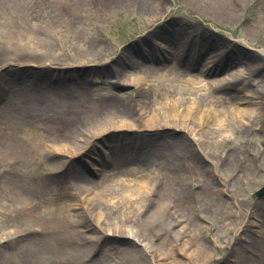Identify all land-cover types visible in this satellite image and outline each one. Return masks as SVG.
I'll return each instance as SVG.
<instances>
[{
	"label": "bare ground",
	"instance_id": "obj_1",
	"mask_svg": "<svg viewBox=\"0 0 264 264\" xmlns=\"http://www.w3.org/2000/svg\"><path fill=\"white\" fill-rule=\"evenodd\" d=\"M81 1L59 0L56 5V0H0V99L6 95L0 101V169L19 172L24 170L20 167L23 160L47 158L45 164L39 162L37 166H43L46 174H36L33 180L22 182L0 175V185L6 184L4 188L11 201L17 204L32 200L26 207L37 223L36 228L21 231V237L16 240L19 246L15 261L17 264H76L79 260L86 264H165L166 261L192 264L199 253L201 261H207L210 251L203 244L189 253L181 243L186 234L189 237L186 244L200 241L194 230L202 228L214 207L213 183L208 177L212 169L206 163L210 156L193 147L196 140L188 135H196L201 130L197 123L213 117L209 102L215 87L206 80L205 69L191 74L185 82L189 85L186 93L207 90L203 103L207 108L200 109L191 94L173 98L171 104H166L164 108L173 106V109L165 117L161 116L160 108L147 110L140 100L134 99L133 92L105 88L106 96L95 98L96 90L87 84L88 77L98 71L95 65H109L108 62L115 65L114 59L103 58L98 36L88 39L76 55L80 70L73 63H67L63 70L53 69V65L60 66L63 62L59 48L64 34L79 28L74 24L78 16L87 17L90 13ZM71 6H80V10L72 11ZM199 46L202 53L211 56L207 65L215 69L220 62L235 66L230 72L238 74L240 79L216 77L213 81L223 84L225 100L238 101L233 106L237 115H246L244 118L250 120L256 110L254 98L246 93L239 98V93L233 96L227 92L231 81L241 86L252 77L240 68L241 56L226 57L222 45H213V51L208 43ZM231 50L229 45L226 51ZM255 54L246 51L242 58L249 61ZM37 66L41 68L32 69ZM136 67L139 66L132 64V68ZM172 68L171 62L156 68L145 67L137 77L116 69L108 74L110 79L112 74L117 79L110 80L114 86L136 85L139 94L154 93L167 100L175 89L176 72ZM42 77L49 78V82H42ZM142 81L149 82L148 87L140 85ZM125 95V103L114 102ZM179 107H184L183 115L193 120L178 121L182 116ZM199 110L201 115L197 116ZM100 112L111 113L113 117L90 124ZM224 123L225 118H217L216 128L210 129L221 131L227 125ZM159 126L180 127L187 135L152 132ZM51 128L67 129L71 135L51 138L45 134ZM116 136L118 141L108 147L111 150L94 152L96 143ZM74 165L105 180L98 184L87 177L80 184L61 186V196H70L71 203L63 201L43 210L53 193L50 178H57V172ZM32 167L33 163L26 170L38 171ZM182 223L185 225L178 228ZM188 229L193 231L188 233ZM178 256L191 263H184ZM11 257L12 252L3 246L0 264Z\"/></svg>",
	"mask_w": 264,
	"mask_h": 264
},
{
	"label": "rangeland",
	"instance_id": "obj_2",
	"mask_svg": "<svg viewBox=\"0 0 264 264\" xmlns=\"http://www.w3.org/2000/svg\"><path fill=\"white\" fill-rule=\"evenodd\" d=\"M81 2L90 13L87 17L78 16L74 24L79 25V28L64 34L62 46L59 48L63 62L60 66L53 65V69L63 70L67 63H73L72 65L80 70L82 67H77L76 55L85 47L88 39L98 36L103 48V58L114 59L115 65L110 62L109 65L100 66L95 65L96 62L90 64L98 69L92 77H88L90 82L87 83L89 88L96 90L95 98L106 96L105 88H116L122 93L133 92L134 99L140 100L147 110L152 107L160 108L161 116L165 117L173 106L164 107L166 104H171L173 98L189 97L193 94L192 97L200 104V109L201 107L206 109L207 106L203 103L207 90H196L187 94L189 85L185 83L191 74H196L201 69L206 70V80L215 87V90L211 91L212 101L209 102L213 117L202 120L201 124L197 123V128L201 130L196 135L188 136L196 140L192 142L193 147L210 156L206 163L212 169L208 177L213 183L214 194L211 195V200L214 207L208 214L207 220L202 223V228L194 230L199 235L200 241H194L192 245L186 244L189 238L186 234L181 245L187 247L189 253L197 249L200 244L210 251L207 261H201L199 253L192 264H264V194L258 195V192L264 188V93H261V86L264 85V0H82ZM58 3L59 0H56V5ZM147 4L151 7L149 5L147 7ZM79 8L80 6H71L72 11H79ZM202 42L208 43L212 51L215 50L213 49L215 46L222 45L226 57L231 54L232 57L241 56L240 68L244 72L251 73L252 77L241 86L231 81V84L227 85V92L233 96L239 93V98L245 96V93L248 97L254 98L256 110L250 120L244 118L246 115H237L233 106L238 101L235 100L234 103L225 100L224 91H221L223 84L217 85L213 81L216 77L240 79L238 74L230 72L235 66L220 62L219 68L215 69L213 65H207V59L211 56L201 52L199 45ZM229 45L232 50L227 53L226 48ZM219 50H216L217 54ZM246 51H254L256 54L252 55L249 61L243 60ZM155 58L161 59L157 62L154 61ZM216 59H220L219 55ZM171 62L172 69L176 72L173 82L175 89L167 100H164L162 95V97L155 96L154 93L139 94L136 85L123 87L110 83V80H117L113 74L112 78H109L111 75L108 73L111 71L120 70L137 77L145 67L156 68ZM132 64L139 67L132 68ZM40 68V66L32 67L36 70ZM48 79L42 77V82ZM147 84L149 82L142 81L140 85L148 87ZM239 87H242L241 91L238 90ZM5 96L0 99L1 102ZM125 97L127 95L123 99H115L114 102L125 103ZM183 109L184 107L178 108L182 115L178 121L181 119L192 121L193 119L183 115ZM201 111L199 110L196 115L200 116ZM112 117L111 113L100 112L99 116L91 119L89 123L94 125ZM220 117L225 118L224 124L227 125L221 131H212L210 128H216L217 118ZM243 118L247 121L242 120ZM167 127L159 126L152 132L163 134L164 131H169L175 135H187L180 127ZM45 134L50 135L51 138L71 135L67 129L61 128L46 129ZM117 138L116 136L99 144L96 143L94 152L100 153L106 148L111 150L108 147L114 145L118 141ZM46 161V157L38 161L25 159L20 166L24 170L6 172L0 169V175L22 182L33 180L36 174H46L43 172L46 171L43 166L37 167L39 162L45 164ZM32 163V168L37 167V172L26 170ZM172 167L173 164H170V168ZM55 175L57 178L52 177L49 181L53 191L51 200L46 201L44 207L42 206L43 210L50 209L53 204L60 205L63 201L71 203L70 196H61V186L71 187L72 184H80L81 180L87 177L98 184L101 180H105V178L101 179L99 174L89 175L83 167L76 165ZM199 178L204 179L203 175H199ZM4 187H6L5 183L3 186L0 185V234L3 235L0 239V249L5 246L12 252V257L1 264H17L15 252L19 244L16 240L21 237L22 230L36 228L37 223L26 207L32 200L27 199L15 204L10 200ZM184 225L185 223H182L178 228ZM192 231L187 230L188 233ZM178 258L181 259L180 256ZM181 260H184V263L189 262L188 259ZM76 264H86V262L79 260ZM165 264L170 263L166 261Z\"/></svg>",
	"mask_w": 264,
	"mask_h": 264
},
{
	"label": "water",
	"instance_id": "obj_3",
	"mask_svg": "<svg viewBox=\"0 0 264 264\" xmlns=\"http://www.w3.org/2000/svg\"><path fill=\"white\" fill-rule=\"evenodd\" d=\"M263 194H264V188L261 189V190L258 192V195H259V196H262Z\"/></svg>",
	"mask_w": 264,
	"mask_h": 264
}]
</instances>
